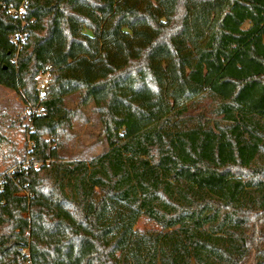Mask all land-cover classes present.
Here are the masks:
<instances>
[{"label":"trees","instance_id":"16d2710c","mask_svg":"<svg viewBox=\"0 0 264 264\" xmlns=\"http://www.w3.org/2000/svg\"><path fill=\"white\" fill-rule=\"evenodd\" d=\"M0 84L41 161L2 174L0 264H264V0H0ZM203 98L222 121L189 114Z\"/></svg>","mask_w":264,"mask_h":264},{"label":"rangeland","instance_id":"374dc122","mask_svg":"<svg viewBox=\"0 0 264 264\" xmlns=\"http://www.w3.org/2000/svg\"><path fill=\"white\" fill-rule=\"evenodd\" d=\"M67 105L76 111L71 133L67 136L69 156L75 154L90 159L104 151L106 142L101 140V125L92 104L80 105L78 94H73L67 98ZM215 107L214 101L203 98L196 107L190 108L189 114L204 116L212 123L222 121L221 116L215 115ZM35 110L22 100L16 90L0 84V175L11 172L12 168L32 156L29 153L33 145L29 132L32 130L31 117ZM135 229L160 230L162 226L141 215Z\"/></svg>","mask_w":264,"mask_h":264},{"label":"built area","instance_id":"2783aa9c","mask_svg":"<svg viewBox=\"0 0 264 264\" xmlns=\"http://www.w3.org/2000/svg\"><path fill=\"white\" fill-rule=\"evenodd\" d=\"M10 11L11 12H18L17 9L15 8H10ZM25 37L23 34H17V35H13L11 37V41L16 44L18 47L21 46L22 42L24 41ZM49 71H43L41 72L37 78H36V81H37V89H38V93H39V96L40 98L43 97V94L45 92V89L46 87L48 86L49 84ZM41 165V161L39 160H36L33 156H30L29 158H27L26 160L22 161L21 163H19L17 166H15L14 168H12L11 172H8L6 174H9V173H12L15 169H21V168H27V167H34V168H38L40 167ZM3 176L4 175H1L0 176V189L2 188L3 186ZM23 253H26V249H22L21 250Z\"/></svg>","mask_w":264,"mask_h":264}]
</instances>
